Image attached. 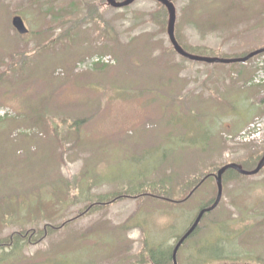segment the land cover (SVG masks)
Listing matches in <instances>:
<instances>
[{
	"label": "rangeland",
	"instance_id": "1",
	"mask_svg": "<svg viewBox=\"0 0 264 264\" xmlns=\"http://www.w3.org/2000/svg\"><path fill=\"white\" fill-rule=\"evenodd\" d=\"M174 1L180 41L206 47L189 49L192 53L223 57L264 45V0ZM84 2L101 4L106 23L101 21L99 27L109 36L89 20L52 43L71 24L61 25L59 20L82 15ZM157 9L154 0H136L121 9L103 0H0V70L12 57L8 75L0 80V106L14 111L0 120V237L57 224L78 213L90 198L95 200L96 194L110 195L130 183L134 192L183 198L202 175L222 163L229 144L221 132L238 130L254 115L264 117V88H236L233 81L224 83L222 90L212 86L211 72L223 68L221 63L208 64L210 77L204 93L193 96L197 109L189 116L165 108L154 118L147 111V99L137 116L134 99L145 91L140 87L161 86L168 74L151 56L162 61L161 49L169 45L160 18L149 19ZM15 14L22 17L27 34L13 29ZM94 53H110L116 64L73 72L75 61ZM175 58L176 54L171 60ZM222 75L233 78L227 69ZM60 116L86 120L69 128ZM66 132L69 150L61 137ZM211 138L219 140L214 149L193 153ZM263 145L230 148L238 159ZM155 178H165L173 188L149 185ZM223 185L220 203L207 211L199 231L182 244L177 264H264V171L231 176ZM214 193L215 181L208 177L180 203L143 195L134 210V197H123L37 244L20 241L7 247L11 251L0 249V264H139L143 243L147 255L168 256L176 238Z\"/></svg>",
	"mask_w": 264,
	"mask_h": 264
},
{
	"label": "trees",
	"instance_id": "2",
	"mask_svg": "<svg viewBox=\"0 0 264 264\" xmlns=\"http://www.w3.org/2000/svg\"><path fill=\"white\" fill-rule=\"evenodd\" d=\"M83 5L85 6L84 13L82 15L77 14V16H75L73 18V21H71L67 16H64L63 19L61 18L59 20L58 23L61 25H65L67 22H71V24L69 26H64V28L57 34V37L55 39L51 40L52 43L55 40H58V39L63 40L67 36H70V33L72 31H74L75 29L77 30V28H80V25H82L83 22L89 21V20H91L93 23H96V27L99 28L98 31H101L104 34V36H106V37L109 36L108 33L106 32L107 31L106 29L99 27V23L101 21L106 23V21L103 18V10L101 8V5L97 2H84ZM157 6H158L157 11L150 13L149 19L154 20V17L157 16V18H155V19L160 18L159 21L161 22V29L166 30L167 17H168L167 10L163 4L157 3ZM163 13H165V14L163 15V19H162V17L160 15ZM176 38H177V35H176ZM35 47L37 48V46H35ZM183 48L188 52H190L189 49H192L196 52L200 51L202 49H206V47H204V46L202 48V46L200 47V46L189 45V44H188L187 48L184 46H183ZM168 51L171 54H176L172 45L168 46L167 48L162 47V49H161L162 54H165V55L169 54ZM196 52L194 54L202 55L201 53H199V52L196 53ZM190 53H192V52H190ZM248 53H249V51H244V52H241L239 54H228V55H225L224 58H236V57H240V56H245ZM11 61H12V57H10L7 66L3 70L0 71V80L4 76L8 75V68H10V66L12 65ZM13 64H14V62H13ZM235 65H237V63H231V64H229V68L227 69V70H229L230 75L233 77L232 80L229 78L231 84H232V81L235 82V77H234V72L236 71ZM216 69L223 71L226 68H225V66H223V68L218 66ZM217 86L222 87V86H224V83H221L217 80ZM155 87H156V89L161 88L160 86H155ZM143 99L145 100L144 96L142 98H140L141 101ZM59 118H60V120L62 119L61 122H66L67 123L66 126L69 128H71V127L76 128V126L79 125L81 121L86 120L85 118H77V119H73L72 121L71 120L67 121L66 117H64V116H60ZM58 130L56 131L57 134H58ZM67 134H68V132H66L63 136H61L62 138H64V141H65L64 147L66 150L68 148H71V146H68L66 144ZM263 154H264V147L260 150L250 152L248 154V156H246V157H240V158L233 160V161L242 164V166L246 169H252L257 165L258 161L263 156ZM222 165H224V164H220L219 166H217L216 169H218ZM262 171H264V167L259 171V173H261ZM233 172L237 173L233 169L226 170L224 175H223V179L224 178H226L225 180L230 179L231 175H228V174H232ZM161 181L162 180H159L156 178L150 179L148 181V184L152 185L156 188L159 187L160 185H162V188L166 189V186ZM143 195L158 196L156 194L147 193L144 191L134 192V184H129V186L123 188L121 191L110 194V195L97 194V197L95 198V200H92V198H90L78 213H76L75 215H72L71 217L62 219L57 224L46 223V224H44L42 229H39V230H36L34 228H28L25 230L12 231L8 236L0 237V249L6 250V249H8L7 247L12 246V245H15L14 247H16V246H18V242H20V241H23V242L28 243V244H35V243L37 244V243L45 240L53 232H55L59 229H64L70 223L82 218L83 216H85L87 214H90V213L98 211L102 208L111 206L114 203H116L117 201L121 200L123 197L130 198L132 196V197L136 198V197H140ZM189 195H191V194H189ZM73 197H74V199L79 198L78 195H73ZM183 200H185V199L178 200V202L183 201ZM213 200L214 199L209 201L203 207H206V206H209L210 204H212ZM199 228H200V226L198 225L191 235L196 233L199 230ZM181 235L178 236L176 241L181 237ZM143 245H144V243L142 244V248L137 253L139 255L138 263L142 264L146 261H149L153 264H172L171 252H172L174 245L172 246L171 251H170L168 256L161 255L162 254L161 252H151L149 255H147L145 253V247H143ZM9 251H11V250H9Z\"/></svg>",
	"mask_w": 264,
	"mask_h": 264
},
{
	"label": "water",
	"instance_id": "3",
	"mask_svg": "<svg viewBox=\"0 0 264 264\" xmlns=\"http://www.w3.org/2000/svg\"><path fill=\"white\" fill-rule=\"evenodd\" d=\"M133 1L134 0H122V1L107 0V2L114 7H123V6H126L130 3H132ZM155 1L164 4L165 7L167 8L168 14H169L168 28H167L169 39H170L173 47L175 48L176 52L178 54L184 56V57H187V58L192 59V60H197V61H205L208 63H213V62L230 63V62L245 61V60L249 59L250 57L264 51V48H260L258 50H255V51L249 53L245 57L238 58V59H236V58L235 59H224V58H218V57H206V56H199V55L190 54V53L186 52L178 44V42L175 38V35H174V28H175V21H176V10H175L174 4L170 0H155ZM12 23L18 32H20V33H26L27 32V29H26V27L23 23V20L21 19L20 16L13 17ZM263 165H264V155L261 157L257 166L253 170H245L242 168V166L240 164H236V163L227 164L218 170V172L216 174V182H217V186H218V194H217L216 200L214 201V203L210 207L204 208L203 210H201L199 212V214H198L197 218L195 219L194 223L192 224V226L188 229V231L177 242L176 246L174 247L173 254H172L174 264H176V251H177L178 247L180 246V244L195 229V227L197 226V224H198L200 218L202 217L203 213L205 211L213 209L218 204V202L221 198V194H222V174H223V172L228 168H233L242 174L253 175V174H256L263 167Z\"/></svg>",
	"mask_w": 264,
	"mask_h": 264
},
{
	"label": "crops",
	"instance_id": "4",
	"mask_svg": "<svg viewBox=\"0 0 264 264\" xmlns=\"http://www.w3.org/2000/svg\"><path fill=\"white\" fill-rule=\"evenodd\" d=\"M189 65H186L184 68L187 71ZM192 71H197L199 72V70L201 69H197V66H191L190 67ZM206 67L203 68V70H205ZM195 71V72H196ZM213 71H215V69H213ZM213 71L211 73H213ZM181 72V70H180ZM154 73L149 74L148 76L151 77ZM183 77V75H181L180 73H178V80L180 81V83L174 84L172 83V77L170 75H166V79L165 82H161V88L158 90L155 89L154 86H146L147 90H145V94H146V99H147V111H149L151 116H155V107L156 104L158 105H162V109H167V110H171V106H173V108H175L178 111L183 110L184 114L187 115V113H185V111H187V109L189 110H196L197 109V105L194 104V97L195 95L200 93V88L198 83H196V85L191 86L189 90L188 89V85L184 84L181 80V78ZM209 77V75H208ZM247 72L246 70H243L240 72V78H247ZM215 86L217 87V81L214 83ZM191 92V93H189ZM156 95L158 98H156ZM209 97V96H207ZM145 99V100H146ZM156 99L158 100L156 103ZM138 105H141V100L138 99L137 102ZM226 126H228L226 124ZM243 126V125H241Z\"/></svg>",
	"mask_w": 264,
	"mask_h": 264
}]
</instances>
